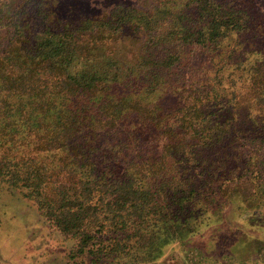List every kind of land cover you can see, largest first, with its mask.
<instances>
[{"label": "trees", "instance_id": "trees-1", "mask_svg": "<svg viewBox=\"0 0 264 264\" xmlns=\"http://www.w3.org/2000/svg\"><path fill=\"white\" fill-rule=\"evenodd\" d=\"M78 1L0 0V195L63 264L263 259L264 0Z\"/></svg>", "mask_w": 264, "mask_h": 264}, {"label": "rangeland", "instance_id": "rangeland-1", "mask_svg": "<svg viewBox=\"0 0 264 264\" xmlns=\"http://www.w3.org/2000/svg\"><path fill=\"white\" fill-rule=\"evenodd\" d=\"M78 3L91 10L103 7L105 0H79ZM121 210L120 214L126 215L127 211ZM48 236L45 224L24 202L0 195V264H63L61 250ZM192 247V243L164 244L161 259L165 264H238L226 257L202 260ZM246 264H264V258Z\"/></svg>", "mask_w": 264, "mask_h": 264}]
</instances>
